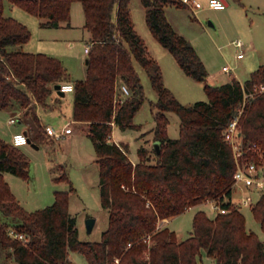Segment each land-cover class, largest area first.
<instances>
[{"label":"trees","instance_id":"trees-1","mask_svg":"<svg viewBox=\"0 0 264 264\" xmlns=\"http://www.w3.org/2000/svg\"><path fill=\"white\" fill-rule=\"evenodd\" d=\"M74 1L83 6L84 26L91 38L87 75L74 81L73 118L89 124L100 169L101 204L109 210L108 227L99 241L80 238L69 210L72 183L69 189H55L51 204L27 210L4 173L27 179L29 157L20 146L0 137V264H78L70 259L69 250L83 253L88 264H199L202 251L215 257L216 264H264V240L247 227L245 214L232 203L236 159L225 138L228 124L244 104L239 118L242 142L245 149L251 143L261 145L264 155V89H260L264 64L243 82L232 76L211 83L196 48L165 13L168 4L187 5L181 0H142L152 33L188 75L204 82L208 99L185 104L165 85L161 66L147 54L129 0H11L40 17L42 26L70 24ZM4 2L0 0V109L16 100L41 124L37 105L46 103L54 84L70 77L55 56L10 48L29 41L32 32L24 22L5 14ZM136 61L146 69L158 94L154 139L161 148L158 152L142 144L139 160L133 162L128 145L112 140L111 132L113 124L138 127L134 116L145 90ZM122 85L128 87V94ZM167 110L180 117L177 138L168 135ZM256 154L245 150L244 156L250 159ZM62 179L69 180L66 171L55 177ZM210 199H218L227 211L210 216L198 209L185 239L167 225L158 227L162 219ZM252 211L264 232V191Z\"/></svg>","mask_w":264,"mask_h":264},{"label":"rangeland","instance_id":"rangeland-1","mask_svg":"<svg viewBox=\"0 0 264 264\" xmlns=\"http://www.w3.org/2000/svg\"><path fill=\"white\" fill-rule=\"evenodd\" d=\"M199 1L202 7L196 13L188 6L166 5L168 20L194 45L206 66L211 83L220 84L229 81L232 76L245 81L252 71L264 64V0H241L242 4L236 0H228L229 4L224 8L209 6V0ZM4 6L6 15L24 22L32 32L29 41L20 44L23 50L43 52L59 58L71 81L86 77L88 53L85 48L89 45L90 32L84 26L81 2L74 1L72 4L73 26L69 28L63 22L60 25L42 26L40 17L11 0H5ZM129 7L134 27L146 46L147 54L161 66L165 85L185 104L207 100L204 82L188 75L171 51L152 33L146 21V7L142 0H129ZM237 39L245 42L244 57L237 56L240 49L234 44ZM135 63L145 90L144 102L134 116L138 127L121 128L113 124L111 132L112 140L128 145L133 162L139 160L138 148L142 144L154 147L155 113L158 110L155 106L158 94L148 72L138 61ZM224 66H228L229 70H224ZM52 88L46 103L38 104L41 124L35 120L31 111L24 113L16 100L0 109V137L11 140L15 132L24 130L26 126L31 138V141L20 146L30 160L29 177L24 179L9 172L13 187L11 189L27 210L34 211L54 201L55 189H69L72 183L75 190L70 192L69 210L76 218L79 236L82 240L99 241L108 227L109 210L101 204L100 169L94 144L88 135L89 124L73 118L74 91L60 95L53 86ZM165 113L169 119L168 135L177 138L180 134V117L174 110H167ZM11 116L16 117V122H9ZM70 121L73 128L71 134L57 138L46 131V125L60 130ZM263 156L260 151L253 159H262ZM65 171L69 180H55L56 175ZM233 192L235 201L232 203L245 214L247 227L264 240V232L252 211V205L260 193L250 192L234 183ZM245 197L250 200L247 204L242 200ZM212 202L208 200L186 209L173 216L167 226L175 230L179 238L185 239L193 230V218L198 209H205L210 216L218 213L211 210ZM89 217L96 219L90 232L86 226ZM2 219L15 222L11 217L2 216ZM69 257L78 264H88L85 255L79 251L69 250ZM216 263L215 257L202 251L199 264Z\"/></svg>","mask_w":264,"mask_h":264},{"label":"built area","instance_id":"built-area-1","mask_svg":"<svg viewBox=\"0 0 264 264\" xmlns=\"http://www.w3.org/2000/svg\"><path fill=\"white\" fill-rule=\"evenodd\" d=\"M185 5H187L189 8L192 9L194 13L202 7V3L199 0H181ZM226 2L224 0H209V6L213 8H224L226 7ZM234 44L239 47V51L237 53L238 57L244 56V46L245 42L241 39H237L234 41ZM86 52L89 50V45L86 46ZM224 70H229L228 66H224ZM261 90L264 89V86L262 85L260 87ZM60 90L63 92L67 91H74L75 90V84L72 82H62L60 83ZM122 90L124 93L128 94L129 89L126 85H122ZM253 95L252 93H246L245 96ZM244 104L240 107L239 114L236 115L231 122L228 124L226 130H225V138L226 140L232 145L235 159H236V170L234 173V184L240 185L241 187L247 188L250 192H257L260 193L264 191V156L262 159H247L245 155V150H253L260 153V146L256 143L249 144L245 149V146L242 142L241 132H240V126H239V118L243 111ZM9 122L13 123L16 122V117L11 116L9 118ZM46 131L48 134L60 138L63 137L66 134H70L73 132V128L71 126V121L67 122L66 126L63 127L60 130H57L51 125H46ZM30 141V136L26 131H18L15 132L12 136V143L17 146L24 145ZM245 204L249 203V198L245 197L242 199ZM213 201L210 204L211 210L217 211V212H226L227 209L223 206H221L219 200H209ZM232 201L234 200V197L232 195ZM192 206H188L190 208ZM166 218L162 219L158 223V227H161L164 225ZM20 237H23L22 234L19 235ZM150 236H147L145 240H149ZM131 245V243H129Z\"/></svg>","mask_w":264,"mask_h":264},{"label":"crops","instance_id":"crops-1","mask_svg":"<svg viewBox=\"0 0 264 264\" xmlns=\"http://www.w3.org/2000/svg\"><path fill=\"white\" fill-rule=\"evenodd\" d=\"M225 2H226V4L228 5L229 4V2H228V0H224ZM244 5V4H243ZM83 7V6H82ZM83 13H84V10H83ZM71 16H72V8H71ZM84 18H85V15H84ZM40 22H41V20H40ZM62 23V22H61ZM60 23V24H61ZM64 24H65V26L66 27H72L73 26V24H72V21H71V17H70V21H69V23L70 24H66V22H63ZM84 23H85V20H84ZM60 24H58V25H60ZM45 27H48V26H45ZM86 28V27H85ZM87 29V28H86ZM88 30V29H87ZM89 31V30H88ZM90 32V31H89ZM91 38V33H90V37H89V39ZM26 43V42H25ZM21 45H18L16 48H21L20 47ZM22 49V48H21ZM244 57V56H243ZM239 79V78H238ZM241 80V79H240ZM242 82H243V80H241ZM64 82H72V83H74V81H71V80H69V81H64ZM54 86V85H53ZM67 92H70V91H67ZM67 92H63L64 94H61V93H58V94H60V95H65ZM38 109H39V105H38V107H37V115H38V117H39V119L41 120V122H42V119H41V116H40V114L38 113ZM21 110L24 112V113H26V112H28V110L26 109V108H21ZM1 127V126H0ZM21 131H26L28 134H29V136H30V133H29V128H27L26 126L24 127V130H21ZM73 133V132H72ZM71 134V133H70ZM0 135H2V132H0ZM7 140V139H6ZM9 142H11L12 141V139L11 140H8ZM37 146V145H36ZM38 147V146H37ZM10 173L9 172H5L4 173V176H5V179L8 181V183L10 184V186L12 187V184H11V176L9 175ZM12 189H13V187H12ZM13 191V190H12ZM14 192V191H13ZM234 193V192H233ZM14 194H16L15 192H14ZM171 218H173V216L172 217H169V218H166V220H165V222H164V225H168V223H169V221H170V219ZM179 239H181V238H179Z\"/></svg>","mask_w":264,"mask_h":264},{"label":"water","instance_id":"water-1","mask_svg":"<svg viewBox=\"0 0 264 264\" xmlns=\"http://www.w3.org/2000/svg\"><path fill=\"white\" fill-rule=\"evenodd\" d=\"M58 22H55V25H57ZM210 24L211 25H214L212 23V21H210ZM88 61V60H87ZM54 89L57 90L58 93H61V94H64L63 91L60 90V83H57V84H54ZM31 141V140H30ZM154 147L155 149L159 152L160 151V148H161V142L159 140H156L154 142ZM95 221L96 219L94 217H89L86 221V226H87V229L88 231H92L93 227H94V224H95Z\"/></svg>","mask_w":264,"mask_h":264}]
</instances>
